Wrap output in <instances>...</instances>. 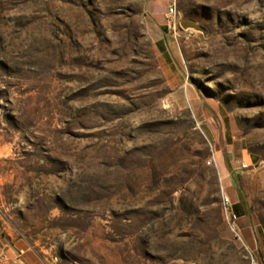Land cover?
Here are the masks:
<instances>
[{
    "label": "rangeland",
    "instance_id": "rangeland-1",
    "mask_svg": "<svg viewBox=\"0 0 264 264\" xmlns=\"http://www.w3.org/2000/svg\"><path fill=\"white\" fill-rule=\"evenodd\" d=\"M0 249L264 264V0H0Z\"/></svg>",
    "mask_w": 264,
    "mask_h": 264
},
{
    "label": "built area",
    "instance_id": "built-area-1",
    "mask_svg": "<svg viewBox=\"0 0 264 264\" xmlns=\"http://www.w3.org/2000/svg\"><path fill=\"white\" fill-rule=\"evenodd\" d=\"M175 15H176L175 8L171 7L167 14L168 19L170 21V25L172 24L176 25ZM222 204H223L224 214L226 216L229 226L233 231H235L238 234V226H237L238 215L234 210L233 207L234 204L230 196L225 192L223 193L222 196ZM7 261H9L8 254L4 251V249H0V262H7Z\"/></svg>",
    "mask_w": 264,
    "mask_h": 264
},
{
    "label": "water",
    "instance_id": "water-1",
    "mask_svg": "<svg viewBox=\"0 0 264 264\" xmlns=\"http://www.w3.org/2000/svg\"><path fill=\"white\" fill-rule=\"evenodd\" d=\"M180 24L183 29H194L197 31H202L204 33L206 32L205 28L192 18L184 19L180 22Z\"/></svg>",
    "mask_w": 264,
    "mask_h": 264
},
{
    "label": "trees",
    "instance_id": "trees-1",
    "mask_svg": "<svg viewBox=\"0 0 264 264\" xmlns=\"http://www.w3.org/2000/svg\"><path fill=\"white\" fill-rule=\"evenodd\" d=\"M244 203L246 204L245 200H244Z\"/></svg>",
    "mask_w": 264,
    "mask_h": 264
}]
</instances>
